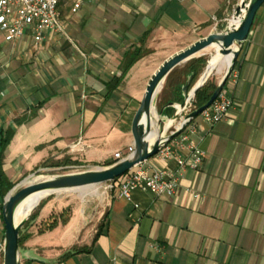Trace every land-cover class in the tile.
<instances>
[{"label":"crops","instance_id":"1","mask_svg":"<svg viewBox=\"0 0 264 264\" xmlns=\"http://www.w3.org/2000/svg\"><path fill=\"white\" fill-rule=\"evenodd\" d=\"M124 1L102 0L114 14L129 15L117 22L111 36L106 34L111 46L124 47L109 55L80 48L90 62L67 52L73 45L69 21L77 14L71 15L67 4L60 7L63 35L35 45L29 36L10 44L0 34V48L25 61L8 70L9 63L0 57V140L12 132L1 169L9 183L46 160L68 158L89 166L113 161L116 152L124 154L132 145L131 122L145 91L135 98L125 88L135 73L145 70L149 80L157 70L159 65L145 60L153 43L183 32L208 33L226 18L231 3ZM139 46L146 55L108 93L106 84L120 76L124 55ZM231 75L237 78L227 79L223 93L233 108L215 124L199 117L192 121L197 131L189 142L204 153V161L197 170H184L174 196L154 197L136 189L125 200L115 187L94 216L70 202L61 208L48 204L23 232L21 264H264V3ZM145 165L150 171L176 170L173 162L156 157ZM67 208L65 225L37 233L42 223ZM2 236L0 201V246ZM73 249L83 251L60 260Z\"/></svg>","mask_w":264,"mask_h":264},{"label":"water","instance_id":"2","mask_svg":"<svg viewBox=\"0 0 264 264\" xmlns=\"http://www.w3.org/2000/svg\"><path fill=\"white\" fill-rule=\"evenodd\" d=\"M263 3L264 0H241L232 13H227L226 18L220 22V27L216 24L205 38L174 54L158 67L146 85L131 122V153L110 165H89L81 167L83 169L78 171L63 174H38L45 169L38 168L15 183L3 197L1 204V264H21L19 233L39 206L38 203L25 218L17 222V210L27 198L38 194L50 198L60 193L113 183L135 166L154 157L207 109L223 90L240 48L248 37L255 15ZM209 51L211 53L205 60V67L194 85L187 90L186 81L181 87L182 101L159 106V99L170 73L191 60L202 58ZM225 57H229V62L209 100L203 106L195 107L193 104L197 92L216 74L214 67L210 65L211 59ZM168 109L173 110L170 116L166 114Z\"/></svg>","mask_w":264,"mask_h":264},{"label":"built area","instance_id":"3","mask_svg":"<svg viewBox=\"0 0 264 264\" xmlns=\"http://www.w3.org/2000/svg\"><path fill=\"white\" fill-rule=\"evenodd\" d=\"M99 1L101 0H0V34L5 42L11 43L29 36L37 45L47 37L63 35L60 14L62 5L67 4L69 13L74 15L86 4ZM229 77L233 81L237 78L236 75L231 74ZM231 108L233 102L222 90L216 100L198 117L204 123L215 124L224 119ZM196 131L197 126L192 122L189 123L177 137L154 156L161 162H173L176 170L164 168L150 171L144 162L115 182L108 183L107 189L112 190L117 187L119 197L125 200H129L131 192L136 189L154 197L174 196L184 170H197L204 161V153L189 142L190 136ZM131 152L132 145L126 148L124 154L116 152L113 161H118Z\"/></svg>","mask_w":264,"mask_h":264},{"label":"rangeland","instance_id":"4","mask_svg":"<svg viewBox=\"0 0 264 264\" xmlns=\"http://www.w3.org/2000/svg\"><path fill=\"white\" fill-rule=\"evenodd\" d=\"M111 2L121 3L124 4V0H110ZM241 0H231V3L229 4V11L232 13L234 10V7L240 2ZM104 2L99 1L92 4H86L75 16L74 20L69 21L71 22V25H69L68 28V36L72 40L73 45H69L71 49L67 50L69 55L70 52H73L75 56L79 58V60H86V53L85 51H81L80 48H84L86 46V50H91L94 52V54L99 55L102 53V50L107 51L106 54H110L111 52H118L121 49L118 48V45L113 43L112 46L110 45V42H106V34L111 36L112 30H116L117 22L118 21H124L125 16L127 15L125 12H119L117 15L114 14L110 9L103 7ZM97 9L95 11L94 9ZM93 9V10H92ZM100 11V12H99ZM82 17V18H81ZM216 24H218V27H220L222 24L220 22H216L211 26L207 31L202 33V31H191V32H183V34L178 35L176 37L171 38H165L161 39L162 42H155L151 46V55H149L148 58L145 60H148V64L152 66V64L155 65H161L165 60L173 56L174 54L178 53L179 51L189 47L191 44L195 43L196 41L200 40L199 38L202 36V34H209L212 32V30L215 28ZM201 34V35H200ZM82 38V42H75V38ZM89 38V39H87ZM205 38V37H204ZM202 39V38H201ZM4 40V38H3ZM79 40V39H78ZM91 42H89V41ZM5 41V40H4ZM89 42V43H88ZM10 43L11 42H7ZM12 46V45H11ZM80 50V52L76 51ZM119 49V50H118ZM10 50L7 48L3 49L0 48V57L1 62H8L11 69H18L21 68V66L24 64V60L15 59V57H12L10 54ZM64 53V52H63ZM210 51L205 54L202 58L207 60V58L210 55ZM65 54V53H64ZM99 57V56H98ZM74 62V61H73ZM90 62V61H89ZM87 63V62H86ZM158 66V67H159ZM185 65H182L178 67V69L183 68ZM158 69V68H157ZM137 70V69H136ZM135 70V71H136ZM37 71H33V74L35 75ZM136 73L131 77V79L128 81L125 91L129 95L135 98H139L141 93H143V89L146 88V85L149 80L146 79L145 76V70L139 72L136 76ZM219 76L217 74H214L211 76L208 82H212L214 78H218ZM150 79V78H149ZM63 159V158H62ZM60 159V160H62ZM53 161V160H51ZM59 161V160H58ZM54 162V161H53ZM77 162V161H75ZM80 164V166L77 165H67L62 167H54V168H45L44 171L39 172L38 174L43 175H55V174H63V173H69V172H75L80 169H83L81 167H84L80 162H77ZM40 167V166H39ZM38 167V168H39ZM36 168V169H38ZM68 168V169H66ZM36 171V170H35ZM21 180V179H20ZM19 180V181H20ZM17 183V182H16ZM87 191H90L93 193V191L97 194L96 197L94 196H86L84 199L81 197V191H72V192H65L60 193L57 195H54L50 198L44 199L39 205L40 208L38 209V214L41 212L42 209H44L48 204H52L55 207L61 208L62 206L66 205L67 203H71V205L77 206L78 208H86V214H92L93 216L98 211H101L103 206L105 205V200L107 198L108 189L107 184H101L94 187H91ZM91 194V193H90ZM71 207V206H69ZM67 208V212H68ZM57 217V216H56ZM30 226V225H29ZM28 226V227H29ZM27 227V228H28ZM26 230L23 229L22 233ZM1 264V262H0Z\"/></svg>","mask_w":264,"mask_h":264},{"label":"trees","instance_id":"5","mask_svg":"<svg viewBox=\"0 0 264 264\" xmlns=\"http://www.w3.org/2000/svg\"><path fill=\"white\" fill-rule=\"evenodd\" d=\"M146 53L147 52L142 50L141 46H139L124 55L123 63L120 67V70H121L120 76L118 78L113 77L106 84L108 88V93H110L113 89H115L118 86L119 82L121 81V79H123V77L125 76L127 71L131 68V66L135 62H137L139 59H141L144 55H146ZM204 67H205V59L199 58V59L189 61L181 69L176 68L175 70H173L166 80L165 87L161 93V98H162L161 103L159 105L162 106L168 102L180 103L182 101L181 87L184 86L187 81L188 82L187 90H189L199 78ZM187 78L189 79L187 80ZM214 90H215V84L213 82H207L206 85L197 92L193 105L195 107H201L204 104H206V102L209 100V97L211 96ZM11 137H12V132L10 130H7L4 134V137L0 140V201H1V204H2V199L5 196V194L14 185L8 182V180L4 176L2 169H1V166H2L1 156L6 146L8 145ZM113 162L114 161L105 162L102 165L103 166L110 165ZM67 165L80 166V164L75 161H71L68 158H63L62 160L54 161V162L51 161V159L46 160L40 165L39 168H54V167L56 168V167H62V166H67ZM40 205L31 214L28 222L22 228V230L27 228L37 218L38 216L37 211L40 208ZM66 213H67V209L64 210L61 214H59L58 217L51 216L46 222L40 225L39 229L37 230V233L44 234L45 232L52 231L53 229L56 228L58 223L65 225L68 220L67 217L65 216ZM22 230L19 233V247L20 248H22L23 242L26 238L23 235ZM98 235H99V231L96 232L94 239H96ZM82 251L83 249H73L65 253L64 255H62L60 260L68 256L78 254Z\"/></svg>","mask_w":264,"mask_h":264},{"label":"bare ground","instance_id":"6","mask_svg":"<svg viewBox=\"0 0 264 264\" xmlns=\"http://www.w3.org/2000/svg\"><path fill=\"white\" fill-rule=\"evenodd\" d=\"M229 62V57H225V58H220V59H211L210 61V65L212 67H214V70L216 72L217 75H219V77L221 76V74L224 72L227 64ZM89 188H84V189H79L77 191H81V197L82 199H84L86 196H94L96 197L97 194L93 191V193L90 191H87ZM44 199L42 195H33L30 196L29 198H27L18 208L17 213H16V221L19 222L20 220H22L23 218H25L28 213L39 203H41Z\"/></svg>","mask_w":264,"mask_h":264}]
</instances>
